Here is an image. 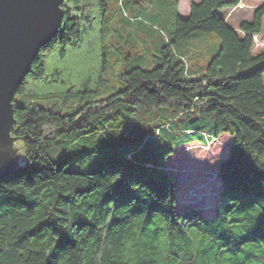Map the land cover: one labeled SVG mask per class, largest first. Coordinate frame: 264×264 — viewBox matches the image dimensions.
Listing matches in <instances>:
<instances>
[{
    "label": "trees",
    "instance_id": "trees-1",
    "mask_svg": "<svg viewBox=\"0 0 264 264\" xmlns=\"http://www.w3.org/2000/svg\"><path fill=\"white\" fill-rule=\"evenodd\" d=\"M109 1L64 0L58 34L41 48L17 93L28 83L71 80L75 74L67 76L66 56L92 40L95 22L99 38H107ZM126 1L118 4L124 7ZM239 1H193L186 17L175 8L173 35L164 37L159 48L160 64L121 72L123 87L108 95L121 94L140 106L213 114L210 131L178 130L168 122L154 133L162 128L174 136L183 133L175 146L192 140L207 143L222 133L233 137L228 156L218 165L222 187L213 214L205 216L195 205L177 210L175 177L166 164L152 173L121 162L81 171L51 160L48 142L83 122L87 125L97 110L86 111L85 103L62 114L40 105L32 88L31 99L13 101L12 135L22 139L26 163L0 179V264H264V47L253 50V36L262 31L264 0H257L250 20L242 19L238 30L220 11ZM157 2L166 0L141 6L131 0L129 6L138 11L128 21L155 26L161 19ZM206 32H214L220 42L201 72L191 70L189 53L204 55L203 46L192 49L187 44L186 52L179 48L184 38ZM105 49L98 53V67L91 66L96 73L81 81L94 84L93 92L107 69ZM78 111L83 116L76 118ZM203 132L215 138L206 141ZM133 151L125 155L137 163Z\"/></svg>",
    "mask_w": 264,
    "mask_h": 264
},
{
    "label": "rangeland",
    "instance_id": "rangeland-1",
    "mask_svg": "<svg viewBox=\"0 0 264 264\" xmlns=\"http://www.w3.org/2000/svg\"><path fill=\"white\" fill-rule=\"evenodd\" d=\"M137 1L138 6H141L142 2L148 3L149 0ZM174 1L176 3L169 0L157 2L161 19L156 21L155 26L144 25L140 21H128L127 16H134L138 11L135 5L129 6L131 0L128 4L126 1L124 7L118 4V0L109 1L106 19V25L109 26L107 38L104 41L99 38L101 34L97 29L98 22H95L96 26L90 30L89 37L92 40L88 39L91 42L85 41L80 49L69 51L66 56L67 76L68 73L75 76L73 75L66 83L55 80L46 86L28 83L22 92L15 95V99L19 104L25 103L33 97L31 95L34 89L39 93L40 97H36L35 100L40 105L62 114L76 111L85 103L86 111L97 110L88 116L87 125L83 122L82 126L68 130L48 142V156L54 162L64 164V169L88 171L99 169L107 163L121 162L127 166H136L144 173H152L159 171L158 165L166 164L175 177L177 210L195 205L203 215L210 216L219 202L218 193L222 187V180L217 175L218 165L228 156L233 137L228 133H222L220 137L207 143L192 140L175 146V141L181 138L183 133L179 132L181 134L174 136L162 128L160 133L158 130L154 135L157 126L171 123V126L178 130L190 127L210 131L213 127V114L180 112L167 105L140 106L124 100L121 94L108 97L123 87L120 80L121 72L133 66L152 68L160 64L159 48L164 37L173 35L175 8L177 10L178 5L180 11H187L191 0ZM155 2L156 0H151L152 4ZM258 5L257 0H240L235 6L221 10L220 13L238 29V21L250 20ZM197 32L199 31L193 33ZM253 39L255 52L264 47V18L262 31L255 33ZM219 42V37L214 32H206L184 38V46H180L179 49L186 52L187 44L192 49L203 46L206 57L197 58L195 56L197 54L193 55L191 52L186 63L191 70L201 72ZM101 46L109 49V61L107 69L102 71L103 81L99 84L97 92H93L91 89L96 88L94 84L86 86L81 84V81L89 74L96 73L91 66L94 64L96 68L98 67ZM196 60L199 63L197 69L194 66ZM59 65L64 67L65 64ZM82 113L83 111H78L75 117H82ZM142 143L144 146L139 148L140 150L133 151ZM7 144L12 148L8 151L9 154L15 153L12 158L14 166L24 165L26 155L22 139L13 138ZM170 148H173V151L166 157ZM127 151H133L137 163L126 158ZM147 163L154 166L150 168Z\"/></svg>",
    "mask_w": 264,
    "mask_h": 264
},
{
    "label": "water",
    "instance_id": "water-1",
    "mask_svg": "<svg viewBox=\"0 0 264 264\" xmlns=\"http://www.w3.org/2000/svg\"><path fill=\"white\" fill-rule=\"evenodd\" d=\"M64 0H0V179L12 170L13 101L41 48L62 25Z\"/></svg>",
    "mask_w": 264,
    "mask_h": 264
},
{
    "label": "crops",
    "instance_id": "crops-1",
    "mask_svg": "<svg viewBox=\"0 0 264 264\" xmlns=\"http://www.w3.org/2000/svg\"><path fill=\"white\" fill-rule=\"evenodd\" d=\"M169 1H172V0H169ZM194 0H191L190 1V4H191V2H193ZM196 2V1H195ZM190 4H189V8L187 9V11H184V12H182V11H180L179 9H178V5H177V13L180 15V16H182V17H186V16H188V14H189V9H190ZM241 21V20H240ZM240 21H238V22H240ZM235 25V24H234ZM195 56H197V58H200V56H202V57H206V55H200V56H198V55H195ZM194 66H195V68L197 69L198 67H199V63H197V60H196V62L194 63ZM221 136V135H220ZM219 136V137H220Z\"/></svg>",
    "mask_w": 264,
    "mask_h": 264
},
{
    "label": "built area",
    "instance_id": "built-area-1",
    "mask_svg": "<svg viewBox=\"0 0 264 264\" xmlns=\"http://www.w3.org/2000/svg\"><path fill=\"white\" fill-rule=\"evenodd\" d=\"M254 37H255V35L253 36V38H254ZM203 135H204L206 141H207L208 138H215L214 136H212V134H209V133H207V132H203Z\"/></svg>",
    "mask_w": 264,
    "mask_h": 264
}]
</instances>
